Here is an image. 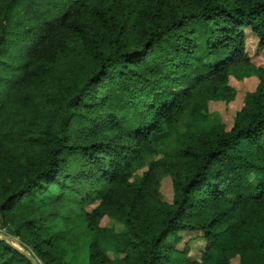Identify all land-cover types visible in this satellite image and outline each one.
<instances>
[{"label": "trees", "instance_id": "obj_1", "mask_svg": "<svg viewBox=\"0 0 264 264\" xmlns=\"http://www.w3.org/2000/svg\"><path fill=\"white\" fill-rule=\"evenodd\" d=\"M245 29L264 50V0H0V235L40 264H264ZM232 77L259 85L227 127ZM0 264L32 263L0 240Z\"/></svg>", "mask_w": 264, "mask_h": 264}, {"label": "rangeland", "instance_id": "obj_2", "mask_svg": "<svg viewBox=\"0 0 264 264\" xmlns=\"http://www.w3.org/2000/svg\"><path fill=\"white\" fill-rule=\"evenodd\" d=\"M245 35V44L247 49V54L250 56L251 62L258 68H264V50H260L258 48V38L252 33L250 29L244 30ZM230 85L235 90V100L232 102H210L209 110L212 114L217 115L220 121L225 124L227 127H231L233 123V119L236 117V114L242 109L244 106L245 97L248 93L254 92L259 85V80L257 77L246 78L243 80H237L235 78H230ZM182 128L183 132L189 130L192 126L189 124L187 118H185L179 125ZM163 155V154H162ZM157 157L154 159V162L159 161L163 156ZM148 168V167H147ZM145 170H141L138 172L137 176H141ZM161 192L164 197V200L168 203H171L173 200V186L172 179L170 177H163L161 179ZM98 202H95L89 205L86 210L92 211ZM101 226L106 227L110 226V222L107 219H104L101 222ZM0 237L8 240V242L17 248L23 250V245L19 241L18 238H11L6 235H0ZM191 242V250H190V258L192 260L200 261L202 258V254L204 252L206 243L203 239L199 241L197 238H192L191 236L183 235L182 243L179 248L184 247V243ZM24 251V250H23ZM25 252V251H24ZM29 254V253H28ZM111 258L112 255L110 254ZM233 264H238V260H234Z\"/></svg>", "mask_w": 264, "mask_h": 264}, {"label": "water", "instance_id": "obj_3", "mask_svg": "<svg viewBox=\"0 0 264 264\" xmlns=\"http://www.w3.org/2000/svg\"><path fill=\"white\" fill-rule=\"evenodd\" d=\"M0 240L6 241L8 244H10L6 239L0 237ZM12 247H14L17 251H19L22 255H24L32 264H40L31 254H28L24 252L23 250L17 248L16 246L10 244Z\"/></svg>", "mask_w": 264, "mask_h": 264}, {"label": "crops", "instance_id": "obj_4", "mask_svg": "<svg viewBox=\"0 0 264 264\" xmlns=\"http://www.w3.org/2000/svg\"><path fill=\"white\" fill-rule=\"evenodd\" d=\"M107 220H108V219H107ZM108 221H109V220H108ZM185 235H187V237H188V236H192V235H190V234H185Z\"/></svg>", "mask_w": 264, "mask_h": 264}, {"label": "bare ground", "instance_id": "obj_5", "mask_svg": "<svg viewBox=\"0 0 264 264\" xmlns=\"http://www.w3.org/2000/svg\"><path fill=\"white\" fill-rule=\"evenodd\" d=\"M8 241V240H7Z\"/></svg>", "mask_w": 264, "mask_h": 264}]
</instances>
